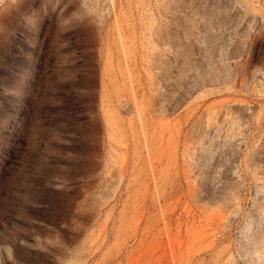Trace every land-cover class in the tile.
Here are the masks:
<instances>
[{
  "label": "rangeland",
  "instance_id": "obj_1",
  "mask_svg": "<svg viewBox=\"0 0 264 264\" xmlns=\"http://www.w3.org/2000/svg\"><path fill=\"white\" fill-rule=\"evenodd\" d=\"M0 264H264V0H0Z\"/></svg>",
  "mask_w": 264,
  "mask_h": 264
}]
</instances>
